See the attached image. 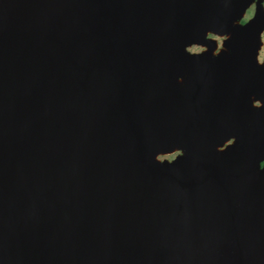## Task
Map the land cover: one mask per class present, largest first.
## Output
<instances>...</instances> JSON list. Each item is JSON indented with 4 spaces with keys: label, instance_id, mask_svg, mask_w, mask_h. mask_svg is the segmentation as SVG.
Here are the masks:
<instances>
[{
    "label": "water",
    "instance_id": "1",
    "mask_svg": "<svg viewBox=\"0 0 264 264\" xmlns=\"http://www.w3.org/2000/svg\"><path fill=\"white\" fill-rule=\"evenodd\" d=\"M253 2L0 0V264H264Z\"/></svg>",
    "mask_w": 264,
    "mask_h": 264
},
{
    "label": "rangeland",
    "instance_id": "2",
    "mask_svg": "<svg viewBox=\"0 0 264 264\" xmlns=\"http://www.w3.org/2000/svg\"><path fill=\"white\" fill-rule=\"evenodd\" d=\"M260 11L264 12V0H254V2L249 5V7L246 9V11L243 13V16L240 20L237 21L238 25H244L249 20H252ZM207 39L214 42L213 50H212V56H217L221 53L226 52V49L224 47V42L226 38L224 36H218L214 34H207ZM208 48L205 45H192L185 49V51L189 54H202L208 52ZM256 61L258 65H261L264 62V28L262 29L260 35H259V44L257 48V54H256ZM255 99V98H254ZM252 101L253 106L259 107L260 103L257 101ZM233 143V140H230L228 143L224 144L225 146H228ZM224 146V147H225ZM223 149V148H221ZM220 149V150H221ZM178 155H180L179 152H175L169 155H163L158 156L157 159L160 162L168 161L171 162L174 160Z\"/></svg>",
    "mask_w": 264,
    "mask_h": 264
},
{
    "label": "bare ground",
    "instance_id": "3",
    "mask_svg": "<svg viewBox=\"0 0 264 264\" xmlns=\"http://www.w3.org/2000/svg\"><path fill=\"white\" fill-rule=\"evenodd\" d=\"M236 26V23L233 21H231V22H229V30H228V32H227V34L225 35V38H226V40H225V42H224V47L225 46H227V42L229 41V39H231L232 38V33L234 32V27ZM210 43H212V45H213V42L212 41H210ZM225 49H226V47H225ZM212 50H213V48L212 49H210L209 48V50H208V53H209V55H210V57H208L207 58V65H209V63H210V61H212L215 57L214 56H212ZM227 52V51H226ZM228 53V52H227ZM222 54V53H221ZM208 55V56H209ZM259 67H264V62L259 66ZM175 81H176V83H178V84H181V85H183L184 84V77L183 76H181V77H179V78H176L175 79ZM210 91V90H209ZM257 94H258V84H256L254 87H253V93L251 94V96H250V102H251V105H252V100L254 99V101H259L258 100V96H257ZM252 97H253V99H252ZM253 106V105H252ZM250 128H251V124H247V126H245L244 128H243V133H247L249 130H250ZM234 139L236 140V141H238V139H239V137H234ZM225 143V142H224ZM223 143V144H224ZM179 146L178 145H176V146H174L173 148H170V149H168V150H163V151H161V152H159L158 154H156V155H154L153 157H152V159H157V157L158 156H163V155H169V154H172V153H174V152H176V151H178V148ZM221 151H219V158L221 157Z\"/></svg>",
    "mask_w": 264,
    "mask_h": 264
},
{
    "label": "flooded vegetation",
    "instance_id": "4",
    "mask_svg": "<svg viewBox=\"0 0 264 264\" xmlns=\"http://www.w3.org/2000/svg\"><path fill=\"white\" fill-rule=\"evenodd\" d=\"M213 42V41H212ZM213 45H214V42H213ZM252 99H253V97H252ZM253 101V100H252ZM253 105V104H252Z\"/></svg>",
    "mask_w": 264,
    "mask_h": 264
}]
</instances>
